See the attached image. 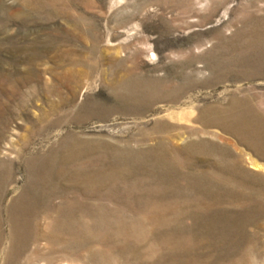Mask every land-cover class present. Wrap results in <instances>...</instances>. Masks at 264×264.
<instances>
[{"label": "rangeland", "instance_id": "rangeland-1", "mask_svg": "<svg viewBox=\"0 0 264 264\" xmlns=\"http://www.w3.org/2000/svg\"><path fill=\"white\" fill-rule=\"evenodd\" d=\"M0 264H264V0H0Z\"/></svg>", "mask_w": 264, "mask_h": 264}, {"label": "bare ground", "instance_id": "bare-ground-1", "mask_svg": "<svg viewBox=\"0 0 264 264\" xmlns=\"http://www.w3.org/2000/svg\"><path fill=\"white\" fill-rule=\"evenodd\" d=\"M259 141H261V140H259ZM262 143V142H261ZM263 144V143H262Z\"/></svg>", "mask_w": 264, "mask_h": 264}]
</instances>
